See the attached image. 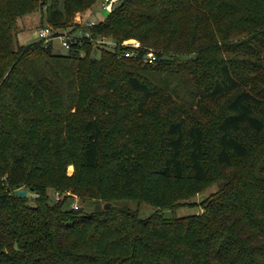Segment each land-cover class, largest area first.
Returning <instances> with one entry per match:
<instances>
[{"label": "trees", "instance_id": "obj_1", "mask_svg": "<svg viewBox=\"0 0 264 264\" xmlns=\"http://www.w3.org/2000/svg\"><path fill=\"white\" fill-rule=\"evenodd\" d=\"M37 1L0 0V264H264V137L254 153L238 136L245 128L264 134V115L256 113L264 111V40L251 53L253 61H222L217 73L205 72L212 54L236 50L228 49V38L264 32V0H124L88 29L92 38L111 37L114 47H93L84 37L64 54L54 51L53 42L17 45V19ZM97 1L71 0L68 6ZM64 4L50 8L48 22L60 24ZM125 39L141 42L138 54L121 55L130 48L121 45ZM150 48L159 60L146 64L142 54ZM184 76L191 99L190 88L173 93L174 79L182 83ZM161 92L180 101L177 119L167 124L163 156L140 146L105 160L106 118L114 117L112 127L122 125L116 132L133 138ZM221 98L216 163L247 167L226 178L204 201L203 213L167 216L164 210L174 213L184 204L150 196L151 175L183 178L189 139L193 177H207L205 129L196 123L186 128L185 122ZM133 156L141 164L127 159ZM69 163L78 172L103 164L107 174L73 182ZM135 166L143 170L135 174ZM20 188L39 196H19ZM49 188L62 192L60 200L51 201ZM74 196L109 203L128 198L157 210L143 217L112 204L85 213L80 205H66Z\"/></svg>", "mask_w": 264, "mask_h": 264}, {"label": "rangeland", "instance_id": "obj_2", "mask_svg": "<svg viewBox=\"0 0 264 264\" xmlns=\"http://www.w3.org/2000/svg\"><path fill=\"white\" fill-rule=\"evenodd\" d=\"M71 1V0H70ZM69 0H40L35 3L36 5L33 7V11L26 13L22 17L17 19L18 27L21 29V34L18 35V40L21 42L31 43L37 40L35 35V30L43 27V25H50L55 30L65 31L69 34H84L88 32V29L76 23L78 16L85 17H95L96 20H101L106 18L109 13L103 10H100L101 1H97L93 5L86 8H75L74 6L69 7ZM65 3V4H64ZM64 4L68 8L64 10V14L62 20L59 25H53L48 22L47 18L49 16L50 8H55L57 6H61ZM26 32V33H24ZM253 34V35H252ZM248 34L242 37L233 36L231 39L228 38L226 44L230 46V49H236L234 52H220L217 55L212 54L209 57V64L207 65V74L209 72L212 74L217 73V68L222 61L232 62L235 66H239L240 64H244L245 61H253L252 52L256 49H259V46L263 44L264 40V32H257ZM25 36H28L27 40ZM106 39L112 40L111 37L106 36ZM262 39V40H260ZM32 40V41H29ZM20 42L17 43V45ZM225 44V45H226ZM16 47V46H15ZM93 47L96 46L93 44ZM53 48L56 53H66L67 49L64 48L58 39L53 40ZM154 51L155 48H150ZM100 49H95L93 51L95 57L100 56ZM164 57V55H163ZM264 60V50L260 52L259 58ZM170 60H173V57H170ZM264 63V61H263ZM202 65V64H201ZM188 72L184 71V75L188 76ZM172 78H175L173 75ZM157 79H160L157 77ZM184 82L180 83L179 79H174L172 85L177 88V92L173 93H181L183 90L190 88L189 84L186 82V77L184 76ZM191 95L189 98L193 97L192 88ZM179 92V93H178ZM192 96V97H191ZM187 99H185L186 101ZM226 99L221 98L216 100L215 102H211L209 104L208 112H202L199 110L200 114L193 121L188 119L185 122V127L188 128L193 123L201 125L206 132V148H205V162L208 168V175L205 179L198 180L193 177V173L190 168L189 161V139H186V145L184 149L183 158L185 160L186 165V174L183 178H164L159 174L153 173L151 178L153 182L150 185V196L163 198L168 202L175 203H183L180 207L174 210L172 213L170 210H164L163 213L167 216H181V215H189V214H201L204 212L203 204L204 201L216 194L219 189L224 187L226 184V178L231 177L235 174L236 171H242L247 167L246 162H241L240 164L234 166L233 168H225L223 166H219L216 163V152L219 148L218 145V131H217V122L218 118L222 112L223 104ZM187 103V102H186ZM180 101L176 99L173 94L169 92H161L153 102L149 103L148 108L150 110V114L148 116L141 119V123L137 133H134L133 138L129 135H120L116 132L117 128H122V125L119 124L117 126L112 127L111 121H114V117L106 118L105 132L106 137L103 139L102 143V152L105 160L112 161L113 156L112 153L118 151L119 149H126L129 151H136L140 146H148L149 148H145L146 150H150L152 152H157L158 157L163 156V152L166 150V140L170 138L167 135V124L170 121H175L178 116V110L180 108ZM183 107V106H182ZM181 107V108H182ZM211 107V108H210ZM125 111V108L123 109ZM256 113L259 115H264V111L256 109ZM107 116V115H106ZM185 118V114L183 115ZM240 139L250 144L254 150V153L258 150V146L264 134L262 136L254 134L251 130L245 128L243 131L238 133ZM133 140V142L131 141ZM138 142V143H136ZM78 145H72L73 152L77 154L76 148ZM76 149V150H75ZM253 156V155H252ZM130 162L135 161V163H140V160L135 156L131 158H127ZM101 164L97 168H82L79 172L76 169L73 163H69L66 166V173L69 176L76 174L73 182H75L78 178L83 181H95L99 180L101 177L105 176L107 172H105L106 168ZM135 174L140 173L143 169L140 167H134ZM239 171V172H240ZM80 173V174H79ZM146 187V186H145ZM48 193L51 201H55L53 199L54 190L52 188L48 189ZM186 194L184 198L175 199L176 196H180ZM181 195V196H182ZM106 201L99 199H80L79 196H74L70 198L67 202V206L72 207L74 203L80 205L85 213L89 212H100L104 208V204ZM115 203L122 206H127L132 210H138L143 217L148 216L155 212L157 208L149 203L142 202L138 203L137 200H132L128 198H124L121 200L114 201ZM172 204V203H171Z\"/></svg>", "mask_w": 264, "mask_h": 264}, {"label": "built area", "instance_id": "obj_3", "mask_svg": "<svg viewBox=\"0 0 264 264\" xmlns=\"http://www.w3.org/2000/svg\"><path fill=\"white\" fill-rule=\"evenodd\" d=\"M124 0H102L100 10H103L105 12H108L109 14L112 13V11L117 8ZM106 18L101 20H96L95 17H83L78 16L76 23L85 27L86 29H92L95 26H97L100 22L104 21ZM35 35L37 37V40L43 41L45 45H48L49 43L53 42L54 39H58L60 44L66 48L67 50L71 47L72 43H81V40L85 38H89V40L92 42V44L98 46H103L106 48H112L116 45V42L112 39H106L105 36L101 38H92L90 35V32L84 33V34H69L65 31L61 30H55L50 25H45L43 27H40L35 30ZM121 45L123 46H130L129 49L125 50L123 54L125 57H131L135 54H138L139 49L142 47V44L137 39H125L121 42ZM142 57L146 64H153L159 60V57L153 49H148L144 54H142ZM63 196L62 192L55 191L53 199L55 201L60 200V198ZM74 209H78L79 205L74 203L72 206Z\"/></svg>", "mask_w": 264, "mask_h": 264}, {"label": "water", "instance_id": "obj_4", "mask_svg": "<svg viewBox=\"0 0 264 264\" xmlns=\"http://www.w3.org/2000/svg\"><path fill=\"white\" fill-rule=\"evenodd\" d=\"M15 193H16L17 195H19V196H22V197H24V196H28V197H34V198H36V197L39 196V194H37L36 192H34L33 188H30V189L20 188V189H18ZM111 205H112L111 203L106 202V203L104 204V208L107 209V208H109Z\"/></svg>", "mask_w": 264, "mask_h": 264}, {"label": "crops", "instance_id": "obj_5", "mask_svg": "<svg viewBox=\"0 0 264 264\" xmlns=\"http://www.w3.org/2000/svg\"><path fill=\"white\" fill-rule=\"evenodd\" d=\"M24 33H26V32H24ZM21 34V32L19 33V35ZM25 38H26V40H27V38H28V36H25ZM29 41H32V40H29ZM19 42H20V44H27L25 41L24 42H21L20 40H19Z\"/></svg>", "mask_w": 264, "mask_h": 264}]
</instances>
